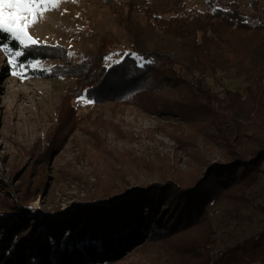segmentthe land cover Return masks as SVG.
I'll use <instances>...</instances> for the list:
<instances>
[{"label": "trees", "instance_id": "16d2710c", "mask_svg": "<svg viewBox=\"0 0 264 264\" xmlns=\"http://www.w3.org/2000/svg\"><path fill=\"white\" fill-rule=\"evenodd\" d=\"M106 3L114 6L130 48L118 61L112 60L118 43L112 33L100 35L97 48L76 62L62 46L24 48L0 31V43L23 53L15 56L19 64L56 60L48 74L72 80L55 109L46 147L28 156L31 167L47 165V150L61 149L80 122L91 119L74 114L77 99L172 119L189 128L183 148L194 157L201 138L203 147L220 145L222 158L199 164L201 173L192 180L169 178L118 201L89 199L63 215L31 206L47 188L46 170L0 172V264H113L146 245L169 249L168 264L264 263V196L255 205L250 196L264 179V0H252V13L244 0H207L206 9L192 15L183 12V0ZM226 72L242 79V92L220 94L207 84L208 75ZM98 183L96 191L109 195L111 187ZM219 202L229 206L233 220L251 209L263 224L256 235L214 256L217 233L209 207ZM142 205L148 214L137 221L134 210ZM55 224L70 227L61 231Z\"/></svg>", "mask_w": 264, "mask_h": 264}, {"label": "rangeland", "instance_id": "374dc122", "mask_svg": "<svg viewBox=\"0 0 264 264\" xmlns=\"http://www.w3.org/2000/svg\"><path fill=\"white\" fill-rule=\"evenodd\" d=\"M155 1L164 4L167 0ZM246 1L244 8L252 13ZM106 2L118 3L119 0H55L46 3L32 18L35 22L29 21L27 32L39 45L64 47L76 62L84 52L97 48L100 35L112 33L118 39L112 60L118 61L130 48L112 13L114 6ZM183 2V12L192 15L202 13L207 0ZM25 43L31 45L29 41ZM140 43L145 46L144 42ZM15 56L0 43V172L7 176L11 172L25 174L26 169L31 168L46 170L43 183H47V188L43 196L31 204L37 210L58 211L63 215L76 206H83L89 199L95 203L118 201L135 190L169 178L192 180L201 173L199 164L222 158L220 145L214 143L203 147L201 138L197 141L195 158L192 151L183 148V137L189 134V128L172 119L135 107L96 106L85 99H77L72 101L76 105L74 114L78 117L91 114V119L80 122L61 149L49 154L54 148L52 145L47 150V165L38 163L31 167L33 163L29 164L31 158L28 156L36 154L33 150L42 152L46 147L55 109L72 80L48 74L58 62L56 60L19 64ZM12 71L17 75H12ZM206 82L220 94L224 90L242 92L245 86L232 72L208 75ZM98 181L111 187L109 195L96 191L94 186L99 184ZM250 196L254 205L261 201L264 179L254 184ZM147 207L142 205L134 210L137 221L146 219ZM228 212L229 206L222 202L209 207V216L217 233L214 256L256 235L262 228L261 217L251 209L243 211L238 220H233ZM68 227L69 224L63 227L55 224L53 229L63 231ZM32 229L33 226L28 225L24 230L31 232ZM133 249L113 264H168L164 263V254H169V249L158 250L155 245ZM17 253H21L19 249ZM102 256L111 257L109 254ZM250 264L264 263L254 261Z\"/></svg>", "mask_w": 264, "mask_h": 264}, {"label": "snow or ice", "instance_id": "6c2138e0", "mask_svg": "<svg viewBox=\"0 0 264 264\" xmlns=\"http://www.w3.org/2000/svg\"><path fill=\"white\" fill-rule=\"evenodd\" d=\"M49 2H55V0H0V31L11 34L13 39L19 41V45L24 48L29 47L25 41L36 45L37 40L27 32L29 21L35 22L32 18ZM16 55L21 56L23 53L17 52ZM11 74L17 75V72L12 71Z\"/></svg>", "mask_w": 264, "mask_h": 264}, {"label": "built area", "instance_id": "2783aa9c", "mask_svg": "<svg viewBox=\"0 0 264 264\" xmlns=\"http://www.w3.org/2000/svg\"><path fill=\"white\" fill-rule=\"evenodd\" d=\"M246 5H248V9H250V10L253 9L252 8V0H247Z\"/></svg>", "mask_w": 264, "mask_h": 264}]
</instances>
